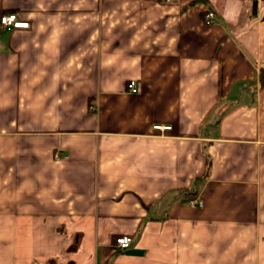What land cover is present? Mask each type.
<instances>
[{
	"label": "crops",
	"instance_id": "0c3cea01",
	"mask_svg": "<svg viewBox=\"0 0 264 264\" xmlns=\"http://www.w3.org/2000/svg\"><path fill=\"white\" fill-rule=\"evenodd\" d=\"M9 13L28 25H0V264H264V0Z\"/></svg>",
	"mask_w": 264,
	"mask_h": 264
},
{
	"label": "built area",
	"instance_id": "2783aa9c",
	"mask_svg": "<svg viewBox=\"0 0 264 264\" xmlns=\"http://www.w3.org/2000/svg\"><path fill=\"white\" fill-rule=\"evenodd\" d=\"M214 17L215 14L209 11L206 13L204 21L208 24L212 23L214 21ZM0 25L9 30L10 28L27 27L28 23L19 21L15 13H9L0 15ZM126 88L131 93H136L138 91L137 84L134 80H130L129 82H127ZM156 127L160 128V126ZM163 129H170V126H164ZM188 205L191 207H200L203 205V202L200 198H190L188 200ZM131 243L132 238L128 235L116 236L113 242L115 248L119 250L128 248Z\"/></svg>",
	"mask_w": 264,
	"mask_h": 264
},
{
	"label": "trees",
	"instance_id": "16d2710c",
	"mask_svg": "<svg viewBox=\"0 0 264 264\" xmlns=\"http://www.w3.org/2000/svg\"><path fill=\"white\" fill-rule=\"evenodd\" d=\"M195 2H202V3H208L209 0H194ZM255 6H256V0H251V13L255 11ZM260 78L262 79L261 81H264V68L260 70Z\"/></svg>",
	"mask_w": 264,
	"mask_h": 264
}]
</instances>
